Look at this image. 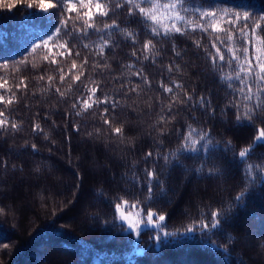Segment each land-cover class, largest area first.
<instances>
[{
	"label": "trees",
	"instance_id": "1",
	"mask_svg": "<svg viewBox=\"0 0 264 264\" xmlns=\"http://www.w3.org/2000/svg\"><path fill=\"white\" fill-rule=\"evenodd\" d=\"M28 2L0 0V78L8 81L0 89L5 97L0 119L8 121L0 128V264H264V183L259 179L264 172H257L254 184L246 183L247 165L238 157L242 148L253 144L257 128L264 127V110H256L251 121H237L233 104L238 97L221 81V71L231 70L226 63L222 70L212 63L217 34L197 30L153 37L138 12L129 15L123 0H110L109 15L95 17L98 26L113 21L118 26L110 30L104 54L94 47L101 33L89 29L83 39L75 34L66 38L71 55L54 48L57 63L52 64V55L45 60L46 50L32 53L31 45L59 23L61 5L50 9L49 20L37 6L28 9ZM193 2L264 15V0ZM28 13L37 15L26 19ZM71 26L72 21L69 30ZM121 30L135 33L136 43ZM258 31L264 36V24ZM219 35L224 45L217 42V47L227 61V37ZM149 39L155 47L144 59L142 46ZM235 39L242 48L244 41L238 35ZM248 48L251 58V43ZM73 60L76 69L71 67ZM81 72L80 80H73ZM48 76L54 79L49 82ZM92 87H97L94 100L107 98L109 103H93L84 110L78 99H87ZM13 94V103L7 104ZM201 97L210 100L211 107H201ZM189 125L207 132L219 149L206 161L185 154L166 163L163 157L180 148ZM116 127L121 133H115ZM228 142L234 151L224 150ZM248 162L264 166V145L254 147ZM146 169L163 181V192L153 183L150 203L154 211L165 214L169 230L199 221L202 214L210 220L213 210H226V219L212 237L218 247L197 238L157 248L145 231L140 236L144 252L134 256L129 247L134 235L125 236V226L114 218L115 202L139 201L147 211ZM135 177L139 184L132 182ZM240 192H246L244 202L230 207Z\"/></svg>",
	"mask_w": 264,
	"mask_h": 264
},
{
	"label": "snow or ice",
	"instance_id": "2",
	"mask_svg": "<svg viewBox=\"0 0 264 264\" xmlns=\"http://www.w3.org/2000/svg\"><path fill=\"white\" fill-rule=\"evenodd\" d=\"M123 3L128 5V14L133 15L134 11L138 12L146 29L150 31L153 37L162 36L167 38L174 34H184L187 31L195 32L197 30L209 35L217 34L215 40L212 41V47L216 49L215 55L212 57L213 67L223 68L226 63L228 68L231 70L228 74H224L221 71V81L227 83L229 89H232L237 95L238 99L234 102L233 107L237 109L236 119L240 121L242 119L251 121L256 110H264V36L260 34L262 30V24H264V15L254 16L249 11H234L232 7H222L218 3H209L207 5L194 3L193 0H123ZM61 5V15L59 17V23L44 36H39V42L33 41L31 45L32 53H35L38 49L46 50L47 54L44 59L48 60L49 55H52L51 63L56 64L57 61L53 55V49H65L71 55V49L68 48V39L72 38L75 34V38L83 39L88 36V30L93 29L96 33H101L98 42L94 43L97 54L103 55L104 49L108 47L111 41V31L116 29L118 26L113 21L112 23H104L101 26L96 24L95 17H107L111 10L110 0H30L27 3V8L31 9L35 6L39 9V14L42 18L51 20L53 14L50 13V9H55ZM79 5V7H78ZM13 5H7L10 10ZM121 3H117L116 7H121ZM239 7H245L241 4ZM81 9H84L81 13ZM76 13L73 17L71 14ZM67 14V15H65ZM37 14L28 13L25 17L30 19ZM86 17V19H84ZM72 21L71 30H69V22ZM76 21H80L79 24ZM227 25V27H225ZM124 34L132 39L133 44L136 43L135 33L121 30ZM223 33L227 37L228 44L226 50L229 53L227 61H225V55L221 53L217 42L224 45V39L219 35ZM238 35L240 39L244 41V46H241L236 42L235 36ZM249 43L254 48V54L249 57ZM85 48L90 47L89 44L83 45ZM199 47V43L197 42ZM155 45L151 39L146 40L142 46V54L144 59L149 58V53L154 49ZM242 52V55L239 54ZM63 55V52H59ZM133 56L137 53L134 51ZM76 56H79V52H76ZM217 58L220 64H217ZM87 58L84 59L83 64H87ZM83 65H81L82 67ZM7 67V65H4ZM72 69L77 68L75 60L71 64ZM132 66L129 65V68ZM60 81L61 83L65 80L63 69H60ZM169 71H172L169 67ZM142 75V73H136ZM83 72L79 75H74L73 80L79 81ZM3 80L0 83V89H5L8 81L6 78H0ZM44 79L43 76L40 77ZM48 81L51 82L54 78L48 76ZM144 82L147 83V79L144 78ZM235 82V83H234ZM23 84V80L20 81ZM20 85L16 87L19 88ZM164 87V91L172 93L173 89L170 87ZM98 87V86H97ZM97 87L88 89L90 95L87 99L80 101L81 107L84 110H88L92 107L93 103H109L107 98L103 100H94ZM176 88H182L181 85L176 84ZM133 91L136 89L133 88ZM57 92H60V88H56ZM61 95L64 93L60 92ZM187 96V94H185ZM15 99L13 94L6 102L12 104ZM176 96H173V102H175ZM188 100H191V96H187ZM92 101V103H89ZM5 103V97L0 95V104ZM201 107L207 104L211 107V101L201 97L199 100ZM76 104H73V108H76ZM171 110V105H169ZM108 109H104L106 114ZM79 114V113H77ZM4 116V112L0 111V117ZM163 120L164 118L161 117ZM105 123H109L107 119ZM8 121L0 119V128L5 127ZM11 127L16 129V123H12ZM39 129V125H35L34 131ZM115 133H121V128L116 127ZM256 145H264V127H259L256 130V135L253 138V144L242 148L238 152L239 161L242 164L247 165L243 169L246 183L254 184L257 179V172H264V166L253 165L248 162V157ZM35 149V145L32 146ZM219 149V144L214 143L212 137L203 130H197L191 125L188 126L185 135L182 137L180 148L174 152L166 154L163 159L166 163L173 161H179L180 157L189 154L193 158H200L206 161L210 154ZM225 151H234L231 146V142L224 148ZM148 156H152L153 153H147ZM201 168L196 169L197 172L202 171ZM254 169L256 171H254ZM212 171H215L214 169ZM209 174H212L210 171ZM145 185L147 186V197L146 202L149 203L146 212L139 210V201L132 205H128V201L123 200L122 202H115V217L118 219L122 227V231L125 236L134 235V240L129 242V247L132 250L134 256L142 255L144 249L140 247V236L145 231L151 233L149 239L153 243L154 247L159 248L162 245L172 244L173 242L182 241H196L200 239L202 243H208L212 248L218 247L213 241L212 237L215 232L219 230L221 221L226 219V210H213L211 211V219L207 216L201 215L199 221L193 222L183 228H177L169 230L165 221L166 216L162 212L154 211L151 206L152 201V187L153 183L161 189L163 192V181L158 180L153 170H145ZM261 183H264V176L259 177ZM133 183L139 184V177H135L132 180ZM246 192H240L235 197L234 205L230 207H238L245 200ZM133 209H138L135 212ZM232 239L231 236L228 237ZM3 247L7 248L8 244L4 243ZM226 251V249H225Z\"/></svg>",
	"mask_w": 264,
	"mask_h": 264
},
{
	"label": "rangeland",
	"instance_id": "3",
	"mask_svg": "<svg viewBox=\"0 0 264 264\" xmlns=\"http://www.w3.org/2000/svg\"><path fill=\"white\" fill-rule=\"evenodd\" d=\"M128 205L130 206V205H132V204H129V203H128ZM138 208H139V210H143L141 206H138ZM136 210H138V209H133L134 212H135ZM143 211H144V210H143ZM144 212H145V211H144ZM151 243H152V242H151ZM152 244H153V243H152Z\"/></svg>",
	"mask_w": 264,
	"mask_h": 264
}]
</instances>
